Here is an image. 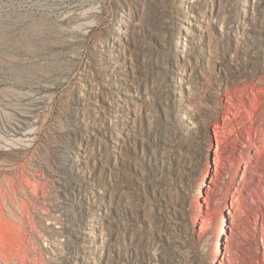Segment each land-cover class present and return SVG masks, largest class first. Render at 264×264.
Wrapping results in <instances>:
<instances>
[{
  "label": "rangeland",
  "instance_id": "rangeland-1",
  "mask_svg": "<svg viewBox=\"0 0 264 264\" xmlns=\"http://www.w3.org/2000/svg\"><path fill=\"white\" fill-rule=\"evenodd\" d=\"M0 264H264V0H0Z\"/></svg>",
  "mask_w": 264,
  "mask_h": 264
}]
</instances>
